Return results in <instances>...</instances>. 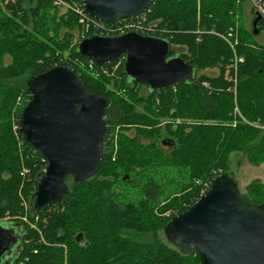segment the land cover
<instances>
[{"label": "trees", "instance_id": "trees-1", "mask_svg": "<svg viewBox=\"0 0 264 264\" xmlns=\"http://www.w3.org/2000/svg\"><path fill=\"white\" fill-rule=\"evenodd\" d=\"M249 1L154 0L133 20L143 26L137 33L168 40L170 56L197 70L194 83L153 93L129 81L125 57L98 65L80 55L84 39L118 35L91 24L82 0H0V221L25 228L15 264H200L165 227L214 177L230 174L232 153L264 163V13L255 0L250 29L239 23ZM236 57L243 63L235 69ZM119 61L118 77L92 73ZM57 66L107 101V134L98 175L68 177L62 201L38 213L31 202L48 161L25 141L19 118L31 100L27 81ZM211 69L216 76L202 73ZM242 194L264 203V184L253 181Z\"/></svg>", "mask_w": 264, "mask_h": 264}, {"label": "water", "instance_id": "water-1", "mask_svg": "<svg viewBox=\"0 0 264 264\" xmlns=\"http://www.w3.org/2000/svg\"><path fill=\"white\" fill-rule=\"evenodd\" d=\"M154 0H82L84 11L107 25L142 17ZM264 8V0H256ZM81 56L98 65L125 57L129 81L153 93L194 83L197 70L170 56L168 40L127 32L95 35L78 45ZM31 100L20 118V131L48 161L36 182L32 209L42 212L69 191L67 178L82 183L95 177L103 162L102 141L107 101L89 94L75 73L63 66L27 81ZM178 248L197 251L200 264H264V203L248 202L228 173L213 178L207 192L165 227ZM25 236L19 222L0 221V264H15Z\"/></svg>", "mask_w": 264, "mask_h": 264}, {"label": "rangeland", "instance_id": "rangeland-1", "mask_svg": "<svg viewBox=\"0 0 264 264\" xmlns=\"http://www.w3.org/2000/svg\"><path fill=\"white\" fill-rule=\"evenodd\" d=\"M255 7H256L255 0H250L249 3H247L244 6V16L243 17H239V23H241V21L244 18V22H245V24H246L248 29H250V27H251V17H252L251 10L253 8H255ZM256 9H257V7H256ZM123 21H124L123 25H129V27H131L133 25V24L130 25L129 24L130 21H128V20H123ZM79 23L81 25H83L84 22H82V20H80ZM136 27L137 26L135 25L134 28H136ZM74 41H75V39H74ZM74 41H73V43H74ZM121 63L122 62L119 61L114 66H112V69H110V70L107 69V68L102 69V71L101 70L97 71L96 69H94V70H92V73L94 75H96V76L100 75V74H105V75H108V76H111V77H118V71H119V69L121 67L120 66ZM202 73H204V74H206L208 76H216L217 73H218V70L217 69H211V70H206V71H204ZM21 98L22 97H20L17 100L16 105L12 109V119L11 120L13 121L14 124L17 122L16 113H17L18 109L22 105L23 99H21ZM0 122H1V118H0ZM116 132H117V130H115V134H117ZM115 138H117V136ZM230 160H231L230 176L234 179V181L237 184L238 189L242 193H245V194L247 193V186L250 183H252L253 181L259 180V181H261L262 184H264V163L261 164L260 166L255 165L253 162H251L249 160L247 154H245L244 152H234V153H232L230 155ZM24 171H26V170H24ZM21 220H23L25 222H28L27 218H25V217H23ZM3 221H7V219H5Z\"/></svg>", "mask_w": 264, "mask_h": 264}, {"label": "built area", "instance_id": "built-area-1", "mask_svg": "<svg viewBox=\"0 0 264 264\" xmlns=\"http://www.w3.org/2000/svg\"><path fill=\"white\" fill-rule=\"evenodd\" d=\"M56 3L59 4L58 2H56ZM258 5L260 6V8H259L260 11L264 13V8L261 7V5L259 3H258ZM85 13L86 12L84 11V14ZM84 14H82V15L84 16ZM86 17L88 18L90 16L88 15ZM85 18H83L82 21H85L86 20ZM129 21H130V23H129L130 25L133 24L131 27H129V25H123L124 21H121L119 24H117V28L116 29H112V28H107L106 29V27H104L105 23L103 24V22H101L99 20H96V19H94L92 17H91V20H90L91 24H94L99 29H102L103 33L105 32V33H108V34H112L114 32H117L118 35H122V34H125L127 32H137V31H140L142 29V25H141L140 22H134L133 20H129ZM135 25L137 26L136 28H134ZM115 36H117V35H115ZM238 63H243V58L242 57H236L235 58V66H234L235 69L237 68Z\"/></svg>", "mask_w": 264, "mask_h": 264}]
</instances>
